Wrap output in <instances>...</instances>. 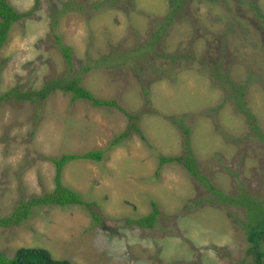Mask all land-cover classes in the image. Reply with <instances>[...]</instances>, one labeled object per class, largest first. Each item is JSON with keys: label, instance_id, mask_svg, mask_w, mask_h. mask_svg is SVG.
Returning a JSON list of instances; mask_svg holds the SVG:
<instances>
[{"label": "rangeland", "instance_id": "374dc122", "mask_svg": "<svg viewBox=\"0 0 264 264\" xmlns=\"http://www.w3.org/2000/svg\"><path fill=\"white\" fill-rule=\"evenodd\" d=\"M6 1L30 14L0 48V97L79 74L78 86L116 106L60 91L0 103V218L54 190L50 159L102 151L60 173L90 206L32 207L0 227V254L36 247L71 264H255L248 234L264 220V0ZM188 154L198 179L181 163H160ZM245 197L256 203L250 216ZM152 202L153 228L129 222ZM257 251L264 264V236Z\"/></svg>", "mask_w": 264, "mask_h": 264}, {"label": "trees", "instance_id": "16d2710c", "mask_svg": "<svg viewBox=\"0 0 264 264\" xmlns=\"http://www.w3.org/2000/svg\"><path fill=\"white\" fill-rule=\"evenodd\" d=\"M30 13H18L14 10V8L7 3L6 0H0V48L2 45L7 41L8 32L11 29L13 23L17 22L18 20L25 18ZM60 51L62 53L64 62L68 68H71V53L70 49L67 47H60ZM80 82L79 74L68 80L66 78L60 79L59 81H50L42 85L40 89L37 91H28V92H18L15 89L8 91L2 97H0V103L5 98H10L11 95L16 96V101L18 102H37L38 100L44 101L47 99L48 95L55 91H60L63 93H70L72 95V99H82L90 102L92 106L100 107V106H107V107H115L116 104L114 101L108 100H101L93 97L89 91L85 90L84 88L78 86ZM20 93V94H19ZM128 115L129 119H133V116ZM179 126L183 127L182 124L178 121ZM185 135H188L189 130L183 129ZM124 137V134H120L116 139L115 143L120 141ZM102 157V151L100 150H93L86 152L83 155H63L59 159H50V161L55 165L56 168V175L54 178L55 188L52 192L43 194L39 197H32L26 204H22L18 207L12 215L7 218H0V227H8L10 225H17L22 219L26 218L30 214V209L32 207H39V206H46V205H54L59 207H64L67 205H84L89 207L90 205L85 203L81 200L80 196L64 187L60 183V173L61 169L64 164L71 162L76 159H85V160H100ZM181 163L183 167L188 171L190 175H193L195 179L199 178V174L197 172V166L195 165V160L191 155L188 154L186 158L181 157H161L160 163ZM241 199V198H240ZM247 199L244 204L249 208V216L251 214V206L256 204L254 201ZM234 204H238V201L234 198L227 199ZM248 202V203H247ZM152 211L144 216L140 217L137 220L129 221L132 224L151 229L154 227L155 221L157 216L160 214L157 206L154 202L151 203ZM94 219L99 221V218L94 215ZM261 224L256 226V229H252L248 234V240L251 244H253L252 252L256 254V263L255 264H263L262 262V253L257 251L258 243L264 236V220H261ZM0 264H71L67 260H58L54 259L51 254L43 248H19L15 252L12 258H6L2 254H0Z\"/></svg>", "mask_w": 264, "mask_h": 264}]
</instances>
